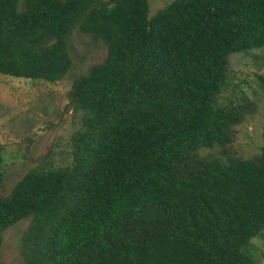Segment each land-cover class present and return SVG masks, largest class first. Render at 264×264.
<instances>
[{
	"label": "trees",
	"instance_id": "16d2710c",
	"mask_svg": "<svg viewBox=\"0 0 264 264\" xmlns=\"http://www.w3.org/2000/svg\"><path fill=\"white\" fill-rule=\"evenodd\" d=\"M99 1L0 0L4 76L59 81L74 29L107 46L73 84V166L0 197V246L30 219L25 264H264L247 249L264 230V149L193 153L225 146L241 119L215 99L227 55L264 46V0H174L151 20L147 0Z\"/></svg>",
	"mask_w": 264,
	"mask_h": 264
},
{
	"label": "rangeland",
	"instance_id": "374dc122",
	"mask_svg": "<svg viewBox=\"0 0 264 264\" xmlns=\"http://www.w3.org/2000/svg\"><path fill=\"white\" fill-rule=\"evenodd\" d=\"M99 1V0H98ZM108 0H100L102 5ZM174 0H147L148 19ZM20 4L23 0H18ZM71 66L56 82L13 78L0 74V197H8L30 172L72 167L74 145L85 112L74 103L73 84L90 68L102 63L107 46L74 29L67 39ZM219 107H239L241 119L229 125L225 146L201 147L199 158L252 159L264 149V46L230 53ZM30 219L17 223L1 236L0 264H25L21 240ZM248 253L264 263V230L250 240Z\"/></svg>",
	"mask_w": 264,
	"mask_h": 264
}]
</instances>
